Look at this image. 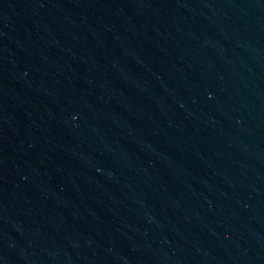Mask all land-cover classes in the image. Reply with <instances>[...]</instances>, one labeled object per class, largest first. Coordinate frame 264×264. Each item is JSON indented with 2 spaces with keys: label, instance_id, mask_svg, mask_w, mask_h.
I'll list each match as a JSON object with an SVG mask.
<instances>
[{
  "label": "water",
  "instance_id": "95a60500",
  "mask_svg": "<svg viewBox=\"0 0 264 264\" xmlns=\"http://www.w3.org/2000/svg\"><path fill=\"white\" fill-rule=\"evenodd\" d=\"M0 264H264V0H0Z\"/></svg>",
  "mask_w": 264,
  "mask_h": 264
}]
</instances>
